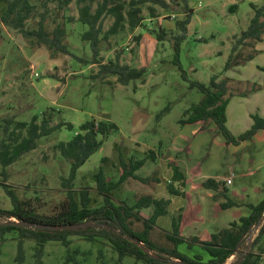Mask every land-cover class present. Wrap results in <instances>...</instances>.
<instances>
[{"label":"rangeland","instance_id":"374dc122","mask_svg":"<svg viewBox=\"0 0 264 264\" xmlns=\"http://www.w3.org/2000/svg\"><path fill=\"white\" fill-rule=\"evenodd\" d=\"M164 1L167 3L166 8L154 4L142 6L141 16L145 21L139 28L130 29L126 25L108 41H102L100 58L104 62L116 60L119 56L123 65L133 68L145 67L148 70L143 79L122 85L114 76L106 79L96 78L100 66L85 63L93 59V52L91 42L83 41L81 38L88 27L79 22V6L76 2L67 10H60L55 4H51L47 14L46 29L49 33L58 25L66 30L67 37L64 43L68 47V54H64L40 44L35 39L25 38L20 32L4 25L1 16L7 8L8 0H0V141L4 137L6 120L10 118L15 122L29 123L37 116L39 123L43 118H47L50 126L66 124L51 135L41 138L37 149L9 166L6 169V177L0 164L1 209L10 210L13 207L10 197L3 188L2 184L5 183L10 190H14L21 202L36 213L51 215L57 212L67 199L68 188L64 186V182L71 171L70 162L61 155L57 146L61 142L71 141L80 131V127L90 120L105 121L118 127L106 138L101 137L104 142L102 148L79 169L76 179L71 184L78 201L81 190L87 189L90 192L91 208H97L104 202L103 196L97 192L96 173L102 169L107 180L116 181L123 173L122 165H130L135 161L145 160L144 166L136 175L148 179V182L128 179L119 189L112 192L115 206L123 203L133 206L141 196L170 199L166 186L171 183L168 178L170 173H167L171 168L168 163L170 157L172 160L180 162L182 160L183 173H187L190 178L193 175L198 184L200 181L192 174L191 163L184 159V155L189 154L191 162L197 164L202 173L204 169L205 175L219 173L223 177L237 176L234 185H230L232 191L239 192L240 188L253 190L255 181L244 179L243 175L247 171L250 174L253 168V170L260 168L264 173L260 147L255 152L253 147L250 150L234 145L226 146L223 144L224 137L216 127L212 128L214 125L206 133L195 136L193 134L198 130V126H182L179 122L187 109L203 99L200 91L191 88L192 82L209 84L213 76H218L219 81L229 78L225 67L232 55L233 47L238 44L242 33L248 29L256 13L251 4L261 8L264 7V0ZM96 7L97 4H94V9ZM149 7L155 10L156 17L150 15ZM39 12L28 22V28L37 29L44 9ZM188 15H191V19L185 39L180 45V68L175 63L174 45L176 38L184 33L178 28L177 22L186 20ZM262 20L264 21V17ZM113 23L114 19L107 17L103 22L104 30L108 31ZM160 29L166 34L162 41L158 39L156 33ZM151 30L156 32L152 33ZM137 37H141V41H137ZM250 55L251 60L255 58L252 65L241 74L239 71L242 69H231L232 75L236 79L245 77L253 82H261L264 80V68L263 71H258L253 66L264 67V35L260 42L249 39L238 45L232 64L235 66L239 62H244L239 65H245L251 61L245 62ZM254 84L234 82L230 79L228 87L231 97L238 93L242 95ZM259 101L263 110L262 95L250 101L231 99L228 126L233 135L239 136L250 129L247 127L251 119L243 114L254 108L255 102ZM167 107L170 108L169 111L159 119V114ZM234 113L238 121L233 126ZM189 148L193 153H188ZM149 151L155 152V160L147 158ZM169 152L175 153L174 156L177 158H173L172 155L166 156ZM181 154L182 159H178ZM226 188L229 195L227 183ZM248 197L246 195L240 201H235L238 206L230 209L228 214L224 213L220 222L214 218L216 226L204 223L203 226L197 224L194 229L187 228V236L184 235L187 241L191 243L190 240L194 238L192 235L196 231L197 237L204 240L211 232L229 227L234 220V212L238 210L241 213L247 212ZM173 199L174 205H171L165 216L158 219L151 232V240L160 247L173 248L167 234L172 232L174 217L185 207L181 206L182 198ZM202 199L207 203L209 201L207 197ZM219 201L226 202L227 199L222 197ZM152 214V208L144 209L140 214V220L132 219V230L143 231L144 220L150 218ZM205 214L207 216V213ZM211 215H217V212L212 211ZM9 220L17 221L0 215V224ZM69 240V246L56 241L48 242L44 246L39 263L36 257L37 243L25 239L24 261L18 263L20 242L18 231L4 235L0 232V264H66L68 256L77 251L79 254L68 264H145L130 256L120 261L118 253L103 239L90 242L83 236L73 235ZM248 245L246 242L238 251V255L232 257L227 264H233L241 257ZM179 249L191 258L200 252L196 244L192 248L189 244H183ZM204 256L208 258L206 254Z\"/></svg>","mask_w":264,"mask_h":264},{"label":"trees","instance_id":"16d2710c","mask_svg":"<svg viewBox=\"0 0 264 264\" xmlns=\"http://www.w3.org/2000/svg\"><path fill=\"white\" fill-rule=\"evenodd\" d=\"M8 0L7 8L1 16L4 25L20 32L25 38L35 39L40 44L48 46L50 49L68 54V47L65 45L67 33L63 26L58 25L52 33L46 29L47 14L49 6L55 4L60 10H67L72 3L76 2L79 6V22L88 27L81 38L83 41L91 42L93 59L85 61L89 65H99V72L96 78L106 79L108 77H117L118 83L129 85L132 81L143 79L148 72L147 68H133L129 65L120 63V57L116 60L104 62L100 57L102 41H108L112 35L119 33L126 25L130 29H137L145 18L141 16L142 6L146 4L159 5L166 8L167 3L164 0ZM94 4H97L94 9ZM251 7L256 10L255 16L252 18L250 25L241 35L238 44L233 47L232 55L225 67L226 71L234 65L232 60L237 51L238 45L243 41L254 40L262 41L264 35V7L256 8L254 4ZM237 8V6H235ZM38 27L28 28L27 24L40 13ZM150 15L155 16V10L150 8ZM112 17L114 23L108 31L104 30V20ZM191 15L182 22H177V26L184 33L176 38L175 41V63L181 68L180 63V45L185 39L187 26L190 23ZM152 31V30H151ZM156 31H152L155 33ZM160 41L166 36L165 31L160 29L156 32ZM141 41V37L136 38ZM252 59V55L246 58L245 62ZM238 64H244L239 62ZM229 78L219 81L218 76H213L209 84L201 82H192L191 88H195L203 94L200 103L191 106L184 112V117L180 120V125H200L195 135L206 132L211 124H214L218 132L224 137L225 145L238 146L242 142L253 139L261 130L264 131V118L260 115H253V125L251 129L245 133L235 136L227 126V106L230 101L231 94L228 84ZM261 86L254 84L251 90H246L242 96H247L250 92L258 91ZM229 95V96H228ZM170 108L163 110L158 118L160 119ZM13 126V128H11ZM66 124L60 123L56 126H50V121L43 118L42 122H38V117L34 116L31 122H15L10 118L6 120L4 126V137L0 141V164L3 167V173L6 177V169L20 160L26 154L37 149L38 141L51 135L57 129L64 127ZM72 128L71 125H68ZM118 127L113 123L105 121L90 120L80 127V131L69 142H61L57 148L61 155L70 162V176L64 182V186L68 188L67 199L60 206V209L51 215H41L30 209L15 194L14 190H10L9 186L3 183V188L7 192L12 201V209L5 210L0 208V215L7 219H16V222L8 221L0 224L1 234L18 231L19 255L18 263L24 261L23 241L25 239L34 240L37 243L36 257L37 262H41L44 246L51 241H56L69 246L70 236H83L88 241L94 242L97 239L108 241L119 255L122 261L125 257H134L137 261L145 264H177V261H183L190 264H227L228 261L238 255V251L249 243L245 252L233 264H264V199L258 204H248L250 210L249 215L242 216L240 212H234L235 220L230 223L229 228L223 229L215 234L206 235V239L199 237L192 238L191 243L184 236V230L199 221V206L190 205L187 211H181L172 221V232L167 234L168 240L173 244V248L160 247L151 240V232L157 225L160 217L168 213L170 200L158 199L151 196H141L133 206L125 203L115 206L112 200V192L118 189L129 178L141 182H148L136 175V171L142 168L145 160L131 162L130 165L123 164V173L116 181L107 180L102 169L95 175L97 192L104 198V202L97 208H91L90 192L85 189L80 191V200L75 198V193L71 188L73 180L76 179L77 173L81 167L103 146V139ZM24 132L26 134H24ZM148 159H156L154 151H149ZM170 167L173 170V176L169 185L171 195L188 198L189 194L183 191L188 181L179 165L171 162ZM178 184L177 186L175 184ZM205 189L214 190V200L219 201L220 198H226L224 203L215 205V212L224 211L238 206L235 201L227 195L226 182L209 178L203 182ZM177 187V188H176ZM152 208L153 214L150 218L144 220V230L136 232L131 228L132 219L140 220V214L143 209ZM91 222L95 225H101L100 228H91L80 230L78 232L70 230H48L39 229L37 226H74ZM29 224L33 227H27ZM109 228V230L107 229ZM134 241L143 243L147 248L156 252L157 257L147 254ZM189 244L192 248L197 245L200 249L198 254L193 258L180 251L179 247ZM250 246V247H249ZM249 251L247 252V250ZM79 252L69 255L66 264H68ZM204 254L208 256L206 259ZM206 259V260H205Z\"/></svg>","mask_w":264,"mask_h":264},{"label":"crops","instance_id":"0c3cea01","mask_svg":"<svg viewBox=\"0 0 264 264\" xmlns=\"http://www.w3.org/2000/svg\"><path fill=\"white\" fill-rule=\"evenodd\" d=\"M255 61V58H254V60H251V61H249V62H247L245 65H239V64H236L235 66H233V67H231L229 70H227L228 71V73H227V76L229 77V79H233L234 80V82L236 81V82H251V83H256V84H258L259 86H261V89H259L258 91H254V92H250L247 96H242L240 93H238V94H235V95H233L231 98H230V101H229V104H228V106H227V126H228V123H229V125H230V119H229V107H230V104H231V99H236V98H240V99H243V100H248V101H250L251 99H255V98H257L259 95H262L263 97H264V80L263 81H261V82H253V81H251V79H246L245 77L243 78V77H238L237 79L235 78V77H233V75H232V73H233V71L231 70V69H235V70H240V69H242V71H239L240 72V74L248 67V66H250V65H252V63ZM241 66H243V67H241ZM253 68H255V69H257L258 71H263V66H261V65H256L255 67L253 66ZM264 72V71H263ZM239 74V75H240ZM238 75V76H239ZM252 89V88H251ZM250 89V90H251ZM263 107H264V105H263ZM256 114H258V115H260L262 118H264V109L262 110V107L260 106V101L259 102H255V104H254V108H252V109H250L246 114H243L244 116H248L249 117V119H251L250 120V122H249V127H247V129L248 128H250L251 129V127H252V125H253V123H254V121H253V118H252V116L253 115H256ZM232 117V116H231ZM233 119H232V122H233V126H234V124H236L237 123V121L238 120H236L235 119V113L233 114V117H232ZM252 122V123H251ZM212 125H214V124H211L210 125V127L208 128V130H211L213 127H215V125L214 126H212ZM188 126H198V129H199V127H200V125H188ZM211 126H212V128H211ZM228 128H229V126H228ZM230 129V128H229ZM207 130V131H208ZM249 130V129H248ZM247 130V131H248ZM197 131V130H196ZM206 131V132H207ZM231 131V130H230ZM206 132H203V133H206ZM246 132V131H245ZM203 133H201V134H203ZM201 134H198V135H201ZM193 135H195V133L193 134ZM195 136H197V135H195ZM223 144H225V139L223 140ZM253 145V146H252ZM258 146V147H257ZM241 148V149H250V150H252V147L254 148V150H255V152L259 149V147H260V151H261V159H263V161H264V131L263 130H261V131H259L255 136H254V138L253 139H249V140H247V141H244V142H242L240 145H238V148ZM189 151H188V153H193V151H192V149L191 148H189L188 149ZM180 151H178V153H179ZM178 153H176V154H178ZM174 154L175 153H172V152H169L168 153V155L166 154V156H169L170 157V155H172L173 156V158H177V156L175 157L174 156ZM183 154H185V152H183ZM183 154H181L179 157H178V159H180L181 157H182V155ZM165 156V157H166ZM187 156H188V158H187ZM187 156H185L184 155V159H187V161H188V163H191V165H192V174H194L195 175V177L198 179V181H200V182H198V184H196V182H195V180H194V178H193V175H192V178H190V176H188L187 175V173H185V176H186V179H187V181H188V183H187V185H186V187L184 188V190L183 191H185V192H187L188 194H189V197L188 198H183V197H178V196H174V195H171L170 194V192H169V185L170 184H167L166 186H167V191H168V194L170 195V199H168V200H170L171 201V203H170V205H169V207H168V209H171V205L173 206L174 205V203L175 202H173V197H175V198H182V200H183V204L181 205V206H184L185 205V207L183 208V210L182 211H187L188 210V208H189V206L190 205H193V206H199L200 207V213L198 214V217H199V221L198 222H196V223H193L192 225H190V226H188L187 228H189V227H192L193 229L195 228V226L197 225V224H200V226H203L204 225V223H207V224H211L212 223V225L213 226H216L217 224H215L214 222H213V220H214V218H216V219H219V222L221 221L220 220V218L221 217H223V214L224 213H226L227 212V214L229 213V210L230 209H232V208H230V209H227V210H224V211H220V212H218L217 213V215H214V216H212L211 214H212V211L213 212H215V205L217 204V203H224L223 201H218V202H216L215 200H214V195L216 194V192L214 191V190H209V189H205L203 186H202V184H203V182L204 181H206L207 179H209V178H213V179H221V180H223V181H225L227 184H228V181L229 180H231L232 181V184H231V186H233L234 185V183H235V179H237V176H235V178H230V177H223V176H220L219 175V173H212V175H205V173H204V169H203V173H202V170H201V168L199 167V166H197V164H195V163H193V162H191V155L189 154V155H187ZM182 159V158H181ZM169 160V164L171 163V162H175V163H177L178 165H179V167H180V169L183 171V169H184V167H183V161L181 160V162L180 161H178V160H172L171 159V157L168 159ZM254 164H256V163H254ZM257 166L258 165H256V168H257ZM254 169V168H253ZM253 169H251L250 171H251V173L249 174L248 173V171L246 172V174H244L243 175V177H244V179L245 178H248L249 180H253V181H255V187L253 188V190H252V188L250 189V190H248L247 188H240V191L239 192H234V191H232L230 188H231V186L229 185V189H230V191H229V198H231V200H233V201H240L241 199H242V197L243 196H246V195H248L249 197H248V202H249V204H258L259 202H261L263 199H264V173H262L261 172V170H260V168L259 169H257V170H253ZM137 172V171H136ZM167 173H170V175H168L169 177V179H170V181L172 180V176H173V170L170 168V169H168V171H167ZM217 174V175H216ZM261 174V175H260ZM130 179V178H129ZM133 179V178H132ZM135 180V179H134ZM113 181V180H112ZM127 182V181H126ZM125 182V183H126ZM124 184V183H123ZM122 184V185H123ZM191 184H192V186H191ZM121 185V186H122ZM176 186L178 185L177 183L175 184ZM189 185H190V187H189ZM193 187H195L196 189H193ZM201 187V188H200ZM245 187H247V186H245ZM120 188V187H119ZM118 188V189H119ZM177 188V187H176ZM259 189H260V191H259ZM255 193V194H254ZM230 194L232 195V196H230ZM207 197V198H209V201H208V203L206 202V201H204L202 198L203 197ZM154 198H158V197H154ZM158 199H160V198H158ZM173 199V200H172ZM255 199H257V200H255ZM167 200V199H166ZM174 201H178V200H174ZM256 201V202H255ZM206 205V206H205ZM247 206V205H246ZM248 208V207H247ZM146 209H150V208H146ZM144 210V209H143ZM142 210V211H143ZM237 210V209H236ZM142 211H141V213H142ZM232 211V210H231ZM234 211V210H233ZM208 212H209V215H208ZM238 212H240L239 210H238ZM205 213H207V216H206V214ZM241 213V212H240ZM249 213H250V210H249V208H248V210H247V212L246 213H241V215L242 216H247V215H249ZM205 214V215H204ZM179 215V213L176 215V217ZM233 217H234V215H233ZM234 220H235V217H234ZM233 220V221H234ZM232 221V222H233ZM187 228L184 230V235L185 236H187V234H186V230H187ZM226 228H229V227H225V228H220V229H218V230H215V231H213V232H211V234H215V233H218L219 231H221V230H223V229H226ZM204 232H206V231H204ZM198 236V234H197V231L194 233V235H192V237H197Z\"/></svg>","mask_w":264,"mask_h":264},{"label":"water","instance_id":"95a60500","mask_svg":"<svg viewBox=\"0 0 264 264\" xmlns=\"http://www.w3.org/2000/svg\"><path fill=\"white\" fill-rule=\"evenodd\" d=\"M27 227H33L29 224L26 225ZM89 227L91 228H100L101 225H95L91 222L82 224V225H74V226H58V227H53V226H45V225H40L37 226V228L39 229H48V230H70V231H74V232H78L80 230H87ZM109 230V228H107ZM139 247H141L147 254L151 255L152 257H157L156 254L153 252L152 249L147 248L143 243L134 241ZM250 247V246H249ZM249 251V249L247 250V252ZM177 264H190V263H186L183 261H177Z\"/></svg>","mask_w":264,"mask_h":264},{"label":"built area","instance_id":"2783aa9c","mask_svg":"<svg viewBox=\"0 0 264 264\" xmlns=\"http://www.w3.org/2000/svg\"><path fill=\"white\" fill-rule=\"evenodd\" d=\"M231 184H232V181H231V180H229V181H228V185H231Z\"/></svg>","mask_w":264,"mask_h":264}]
</instances>
